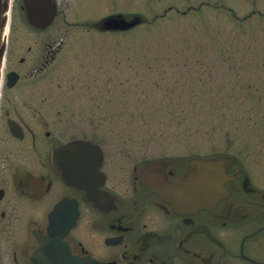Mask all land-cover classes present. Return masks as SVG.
<instances>
[{
  "label": "rangeland",
  "instance_id": "1",
  "mask_svg": "<svg viewBox=\"0 0 264 264\" xmlns=\"http://www.w3.org/2000/svg\"><path fill=\"white\" fill-rule=\"evenodd\" d=\"M10 1L2 74L20 79H4L1 102L76 103L77 118L105 121L78 135L131 139L150 160L231 154L264 167V0H57L44 30ZM113 14L143 23L94 29Z\"/></svg>",
  "mask_w": 264,
  "mask_h": 264
},
{
  "label": "flooded vegetation",
  "instance_id": "2",
  "mask_svg": "<svg viewBox=\"0 0 264 264\" xmlns=\"http://www.w3.org/2000/svg\"><path fill=\"white\" fill-rule=\"evenodd\" d=\"M75 110L0 101V264H264V167L237 158L226 196L173 201L144 177L158 162L153 177L173 182L192 155L150 160L131 139L78 135L105 121Z\"/></svg>",
  "mask_w": 264,
  "mask_h": 264
},
{
  "label": "water",
  "instance_id": "3",
  "mask_svg": "<svg viewBox=\"0 0 264 264\" xmlns=\"http://www.w3.org/2000/svg\"><path fill=\"white\" fill-rule=\"evenodd\" d=\"M10 0H0V82L2 78V63L6 51V26L8 23V11ZM22 9L25 12L28 22L43 30L52 25L58 15V6L53 0H23ZM143 23V19L138 16L127 18L122 14L111 15L102 19L96 24V29L107 31H127ZM18 79L16 73L8 75V86L12 87ZM12 132L17 130L12 126ZM84 145L82 141H75L70 144L73 149H80ZM236 162L233 156H215L189 158L186 171L173 182L167 183L165 179L154 178L153 175L160 165L158 162L149 166L146 182L154 184L163 196L170 200L189 202L191 206L202 208L213 204L226 196L225 183L230 176L226 173ZM163 182L165 186H162Z\"/></svg>",
  "mask_w": 264,
  "mask_h": 264
},
{
  "label": "bare ground",
  "instance_id": "4",
  "mask_svg": "<svg viewBox=\"0 0 264 264\" xmlns=\"http://www.w3.org/2000/svg\"><path fill=\"white\" fill-rule=\"evenodd\" d=\"M9 22V21H8ZM7 30H8V24H7V28H6V32H5V34H4V36L5 37H8V33H7ZM5 58H4V60H3V66H2V68H3V70L5 69ZM1 92H2V81H1V83H0V96H1ZM1 99V98H0Z\"/></svg>",
  "mask_w": 264,
  "mask_h": 264
}]
</instances>
